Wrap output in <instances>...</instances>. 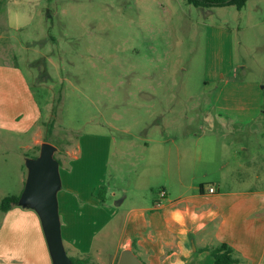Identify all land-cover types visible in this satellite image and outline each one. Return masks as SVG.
Returning <instances> with one entry per match:
<instances>
[{"label": "rangeland", "instance_id": "374dc122", "mask_svg": "<svg viewBox=\"0 0 264 264\" xmlns=\"http://www.w3.org/2000/svg\"><path fill=\"white\" fill-rule=\"evenodd\" d=\"M7 1L2 0L3 9ZM30 16L23 29L0 25V62L15 63L26 76L41 109L43 134L44 123L53 121L49 142L56 145L60 176L77 163L70 154L81 145L84 162L99 178L106 159L96 142L108 141L104 180L93 192L98 198L101 185L112 189L114 195L103 193L105 204L127 194L118 205L124 209L156 195V174L145 169L156 153L152 139L168 137L159 150L167 153L169 145L195 147L190 131L214 137L203 132L202 111L204 100L216 96V85H224L223 95L242 100V114L264 120V0H247L242 8L194 6L186 0H39ZM0 18L6 19L4 12ZM187 113L192 122L182 116ZM169 114L179 116L176 129L165 125ZM253 140L259 151L264 138L254 133ZM31 141L29 132L0 128V201L24 193L22 178L37 150L27 147ZM239 144L230 134L218 142L233 149ZM192 168L190 162L179 166L184 175ZM179 206L177 240L163 243L172 236L153 231L158 238L153 241L145 230L154 227H146L138 241L146 249L139 258L149 264H213L211 253L183 233L200 223ZM2 215L0 208V222ZM117 237L99 231L91 239L90 264H108Z\"/></svg>", "mask_w": 264, "mask_h": 264}, {"label": "crops", "instance_id": "0c3cea01", "mask_svg": "<svg viewBox=\"0 0 264 264\" xmlns=\"http://www.w3.org/2000/svg\"><path fill=\"white\" fill-rule=\"evenodd\" d=\"M38 2L9 0L3 9L1 0L0 15L4 12L6 19L2 21L0 18V25L5 30L23 29ZM215 88L218 89L216 96L204 100L202 111V123L206 126L203 132H212L214 137L207 139L200 131H190L198 141L195 147L169 145L167 153L159 150L167 143L168 137L152 139L157 142L156 153L152 162L149 157L145 168L146 173L152 170L156 174L153 183L158 189L152 198L146 195L137 204L121 209L118 205L123 203L125 194L114 205L105 204L107 200L102 202L94 193L104 180L109 156L105 143L108 141L100 139L96 142V147L101 149L100 155L106 159L99 178L92 176L90 163L84 162L82 146L73 150L70 155L77 163L69 170L65 169L63 175L61 173L62 186L57 190L60 233L68 256L87 258L90 264L91 239L99 231L106 236L118 234L108 264H117L123 250H130L139 258L146 249L138 243L140 233L146 227H154V230H145L153 241L158 239L154 232L169 233L172 240L162 241L172 245L177 240L174 224L179 223L181 217L175 206L180 205V209L189 212L200 223L197 230L183 229L184 234L192 235L198 249L204 252L206 246L226 242L240 258L234 264H264V140L259 151L257 144L253 143L254 133L264 138V120L256 113L242 114L239 111L243 109L242 100L223 95L224 85L218 84ZM41 116L39 104L22 70L15 63L0 62V128L20 134L29 132L32 141L27 147L34 148L43 140ZM182 116L190 122L194 119L188 113ZM178 119V115L169 114L165 118L166 127L176 129ZM231 125L241 132L233 134L237 131L228 128ZM226 134L239 141L237 149L218 146ZM187 162L192 163L193 168L184 175L179 166ZM172 182L181 184V188L174 191ZM210 185L215 188L214 192H208ZM161 190L164 191L162 196ZM106 191L115 194L112 189ZM2 212L0 264H53L36 210L13 204ZM101 251L102 248L96 249V252ZM96 260L99 261L100 256H96ZM139 260L143 264L150 263L143 258Z\"/></svg>", "mask_w": 264, "mask_h": 264}, {"label": "water", "instance_id": "95a60500", "mask_svg": "<svg viewBox=\"0 0 264 264\" xmlns=\"http://www.w3.org/2000/svg\"><path fill=\"white\" fill-rule=\"evenodd\" d=\"M39 153L30 157L24 181V193L15 204L32 207L38 213L53 264H73L61 238L57 207V190L60 188L59 162L53 155L56 145L49 141L40 143ZM22 196L25 202L22 203ZM117 264H143L130 250L119 254Z\"/></svg>", "mask_w": 264, "mask_h": 264}, {"label": "trees", "instance_id": "16d2710c", "mask_svg": "<svg viewBox=\"0 0 264 264\" xmlns=\"http://www.w3.org/2000/svg\"><path fill=\"white\" fill-rule=\"evenodd\" d=\"M188 3L194 6H223L228 4H234L237 8H242L247 0H186ZM43 122V121H42ZM46 129L43 134V141H49V136L51 132V127L53 121H46L45 123ZM37 149L35 154L31 157H36L39 153L40 146H35ZM34 148V149H35ZM60 163V161L58 160ZM100 192H98L97 196L99 200L102 202L105 200L103 193L107 190L105 185H101L99 188ZM98 190V191H99ZM20 195H7L2 198L0 201V208L2 211H6L10 208L13 204H15L19 200ZM204 250H208L211 255L213 256V264H234L240 261V258L235 255V251L226 242H220L216 245H210L204 247ZM73 264H88V259L83 257H74L69 256Z\"/></svg>", "mask_w": 264, "mask_h": 264}, {"label": "built area", "instance_id": "2783aa9c", "mask_svg": "<svg viewBox=\"0 0 264 264\" xmlns=\"http://www.w3.org/2000/svg\"><path fill=\"white\" fill-rule=\"evenodd\" d=\"M214 190H215V188L213 187V185H210V186L208 187V192H214ZM163 194H164V191L161 190V191H160V195L162 196Z\"/></svg>", "mask_w": 264, "mask_h": 264}]
</instances>
